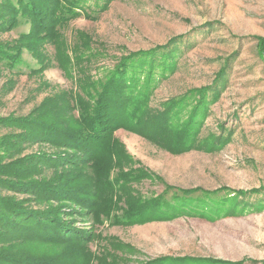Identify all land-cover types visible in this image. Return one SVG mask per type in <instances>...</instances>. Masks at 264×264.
I'll list each match as a JSON object with an SVG mask.
<instances>
[{
	"label": "rangeland",
	"instance_id": "obj_1",
	"mask_svg": "<svg viewBox=\"0 0 264 264\" xmlns=\"http://www.w3.org/2000/svg\"><path fill=\"white\" fill-rule=\"evenodd\" d=\"M26 17L17 15L15 26L0 29V48L18 50L21 59L14 66L0 58V180L66 181L88 186L90 193L97 171L90 165L68 169L70 177L54 176L59 171L46 167L16 179L6 167L59 150L33 143L24 133L18 136L8 121L48 108L70 123V94L77 92V80L96 84L122 58L175 39V69L154 90L148 107L156 112L177 107L184 119L195 92L217 84L219 94L205 101L201 117L202 148L172 154L135 133L117 131L126 158L113 162L110 178L118 171L139 170L144 176H130L125 190L114 193L108 214L98 208L97 222L84 218L79 208L82 213L66 218L77 229L97 233L88 246L96 253L89 264H264V0H112L97 19L81 16L49 31L35 29ZM209 137L218 143L208 145ZM9 186H0V196L30 208L60 203H44L34 191ZM184 192L219 202L213 213L205 211L212 219L181 216L112 224L129 203ZM4 245L8 239L0 238V252L9 250ZM12 245L15 253H28L32 260L70 254L72 248Z\"/></svg>",
	"mask_w": 264,
	"mask_h": 264
},
{
	"label": "trees",
	"instance_id": "obj_2",
	"mask_svg": "<svg viewBox=\"0 0 264 264\" xmlns=\"http://www.w3.org/2000/svg\"><path fill=\"white\" fill-rule=\"evenodd\" d=\"M111 2L112 0H0V29L6 30L15 26L17 15H22L27 16L35 29L49 31L81 16L97 19ZM176 41L178 40L174 39L163 47L122 58L113 69L104 71L96 84L88 80H77V92L70 94V123L58 120V114L48 108H42L41 112L29 118L8 121V124L10 122V125L19 130L18 136L24 133L23 136L31 139L33 143H45L59 150L52 155L39 154L34 157V162L20 161L13 168L6 167L7 170H12V174L17 176L16 179L29 176V173H38L46 167L59 171L54 176H69L68 169L89 165L92 168L97 167V171L93 176L94 181L89 184L90 193L87 191L88 186L74 185L66 181L28 180L15 184L0 180V186L7 187L11 184L9 187L17 191H34L32 193L44 203L51 200L60 202L58 206L47 209H33L25 206L23 201L0 196V238H7L9 241V245H4L9 250L0 252V264L92 262V254L96 253L88 246L97 233L93 229H77L74 222L66 217L74 218L77 211L82 213L79 209H83L84 218L90 216L97 222V214L102 211L98 208H104L103 213L108 214L114 193L125 190L130 176H144L139 170L138 174L134 171H118L110 178L112 172L109 168L115 166L113 162L119 164L126 158L115 139L117 131L135 133L172 154L202 148L204 140L198 137L201 117L205 112V101L214 100L219 94L217 84L195 92L197 99L184 119L179 118L181 111L177 112V107L159 112L148 107V100L154 90L175 69V56L179 52V48L174 45ZM16 52L0 48V58L12 60L15 62L12 65L15 66L21 61L20 52ZM173 111L178 114L174 115ZM211 138L208 139V145L218 143ZM13 145L15 144L10 146ZM15 148L16 145L12 149ZM6 183L9 185H5ZM191 195L186 192L172 193L167 198L166 193H163L153 199L136 200L129 203L122 214L114 218L112 224L129 225L181 216L212 219L205 211L213 213L220 203L208 197L198 198ZM105 196L106 202L100 203L98 198ZM213 215L218 217L219 213L215 212ZM16 241L26 244H61L72 248H69L70 254L61 251L62 254L55 257L32 260V255L28 253H15L18 250L15 251L12 242L16 244Z\"/></svg>",
	"mask_w": 264,
	"mask_h": 264
}]
</instances>
